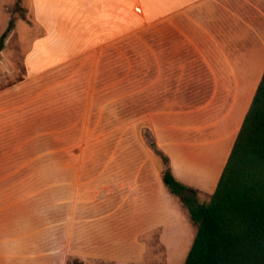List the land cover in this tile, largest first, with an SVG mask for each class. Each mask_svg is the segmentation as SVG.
Returning a JSON list of instances; mask_svg holds the SVG:
<instances>
[{
  "label": "crops",
  "instance_id": "1",
  "mask_svg": "<svg viewBox=\"0 0 264 264\" xmlns=\"http://www.w3.org/2000/svg\"><path fill=\"white\" fill-rule=\"evenodd\" d=\"M32 2L43 32L33 40L24 57L22 80L0 88V264H31L28 255L16 257L15 220L13 215L10 217V210L14 211L15 206V180L29 178L15 171L16 132L17 138L25 137L31 115L38 117L39 125L53 126L54 147L61 149L58 154L56 151L53 161L56 165L79 163L82 161L79 147L94 148L89 141L79 145L77 139L63 140L60 136L62 132H75L78 127L79 99L75 92L54 91L51 104L54 111L48 113L47 85L39 88L35 100L27 83L56 73L85 54L93 55V69L101 66L105 61L101 54L112 41L126 38L143 21H154L186 6V44L145 45L137 51L164 52L166 55L157 61V66L180 68L178 72L164 73L167 83L159 99H186V113L176 117L169 107L158 110L151 118V129L156 144L169 157L175 178L196 189L197 194L210 196L257 86L253 72L249 74L257 58L254 37L247 25L251 23L255 29L264 31V23L255 25L252 21L253 4L264 0ZM136 11H142L144 17ZM175 51L182 52L177 55L179 61L174 59ZM147 64L155 66L153 60ZM136 66L139 67V61ZM94 78H87L86 82L94 83ZM63 80L83 82L78 77H58L55 83ZM94 98V92L87 93L82 115L89 110L93 112ZM176 118L182 119L184 125L176 127ZM106 144L104 148H109L110 142ZM122 144H127L126 149L134 147L135 150H128L125 155L119 150L116 156H111L109 151L103 156L102 187L94 191V204L80 211L79 205L71 203L68 205L70 216L56 220L59 238L63 237V229H67L68 246L66 250L61 247L62 259L70 255L71 258L112 260L119 256L109 253L100 243L141 245L149 243L146 238L154 231H158L157 238L151 237L163 244L188 242L186 238L190 237L191 229L186 209L164 186L160 159L150 148L144 150L140 142L119 141L116 147H123ZM62 149L76 151L63 156ZM26 249L29 250V245Z\"/></svg>",
  "mask_w": 264,
  "mask_h": 264
},
{
  "label": "rangeland",
  "instance_id": "2",
  "mask_svg": "<svg viewBox=\"0 0 264 264\" xmlns=\"http://www.w3.org/2000/svg\"><path fill=\"white\" fill-rule=\"evenodd\" d=\"M253 5L252 21L255 25H262L264 2H255ZM136 13L144 17L142 11ZM247 26L254 37L253 47L257 58L249 74L253 72L257 85L264 70V31L255 29L251 23ZM135 28L129 31L126 38L110 43V47L101 54L105 59L101 66L93 69V55L85 54L58 72L34 78L27 83L35 100L39 88L47 85L45 93L48 97V113L54 111V106H51L54 91L75 92L79 99L78 127L75 132H62L60 136L63 140L77 139L79 145L89 141L94 148L79 147L78 155L82 160L79 163L56 165L53 162L56 151L58 154L61 149L54 147L56 135L53 126L39 125L38 117L31 115V125L27 127L25 137L17 138L19 133L16 132L15 171L19 175L29 176L15 180V206L14 211L10 210V217L13 215L15 220L16 257L28 255L31 264H183L196 229L190 220L187 222L191 235L186 238V243H160L156 241L158 231H154L152 235L156 238L151 235L146 238L149 243L141 245L100 243L109 253L119 256L112 260L71 258L70 255L62 259L60 256L64 255L68 246L67 229H63V237L59 238L57 235L60 228L56 227V220H65L70 216L68 205L71 203L79 205L80 211L88 204H94V191L102 187L103 156L109 151L111 156H116L119 150L123 155L128 150H135L134 147L126 149L127 144L116 147L119 141L140 142L144 150L149 149V142L155 141L151 118L156 111L169 107L174 110L176 117L186 113V99H159L167 83L164 73L178 72L180 68L157 66V61L165 57L164 52L137 51L144 49L145 45L161 47L186 44V6L165 13L154 21H143ZM42 32L34 14L32 0H0V40L5 33L0 50V88L22 80L24 57L33 40ZM181 54L175 51L174 59L179 61L177 55ZM151 60L154 61V67L147 64ZM136 61H139V67ZM93 76L95 82L87 83V78ZM58 77H78L83 82L63 80L56 84ZM179 86L182 89V85ZM88 92L95 94L94 110L82 115L81 109L85 106ZM175 122L176 127L184 125L180 118H176ZM60 136L57 135L58 138ZM108 142L110 149L104 148ZM71 151L76 149H62V155H70ZM197 195L200 202L207 201L209 197L199 193ZM186 215L189 219L188 213ZM27 245L29 250L26 249ZM23 247L25 250H22Z\"/></svg>",
  "mask_w": 264,
  "mask_h": 264
},
{
  "label": "trees",
  "instance_id": "3",
  "mask_svg": "<svg viewBox=\"0 0 264 264\" xmlns=\"http://www.w3.org/2000/svg\"><path fill=\"white\" fill-rule=\"evenodd\" d=\"M149 146L161 161L164 186L196 228L183 264H264V70L207 201L175 178L154 140Z\"/></svg>",
  "mask_w": 264,
  "mask_h": 264
}]
</instances>
